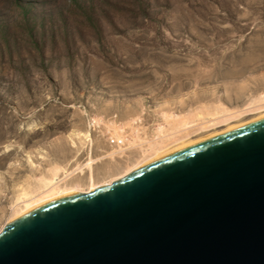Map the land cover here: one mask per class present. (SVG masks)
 <instances>
[{
  "label": "rangeland",
  "instance_id": "obj_1",
  "mask_svg": "<svg viewBox=\"0 0 264 264\" xmlns=\"http://www.w3.org/2000/svg\"><path fill=\"white\" fill-rule=\"evenodd\" d=\"M263 96L264 0H0V230L54 170L86 193Z\"/></svg>",
  "mask_w": 264,
  "mask_h": 264
},
{
  "label": "water",
  "instance_id": "obj_2",
  "mask_svg": "<svg viewBox=\"0 0 264 264\" xmlns=\"http://www.w3.org/2000/svg\"><path fill=\"white\" fill-rule=\"evenodd\" d=\"M0 264H264V115L32 206Z\"/></svg>",
  "mask_w": 264,
  "mask_h": 264
},
{
  "label": "bare ground",
  "instance_id": "obj_3",
  "mask_svg": "<svg viewBox=\"0 0 264 264\" xmlns=\"http://www.w3.org/2000/svg\"><path fill=\"white\" fill-rule=\"evenodd\" d=\"M261 99L260 100L263 101L264 96L261 97ZM258 101H259V99H258ZM256 102H257V100H256ZM251 105H253V104H251ZM254 108H255V106H253V107L251 106L250 108L248 107V109H243V110L237 111L235 113V115L232 113L233 115L229 114V115H224L223 117L221 116V117L212 118L209 121H207L206 123H201L195 129H191L190 127H188V124H186V119H184V118L179 119L178 116H174L173 120H175L177 122L173 125V128L176 129V131L171 132L172 134L169 133L167 135H164V133L166 132L165 127H159L158 133L161 135V137H165L168 135H169V137L167 139H163L162 142H157L154 145H150L147 148L146 152L141 153L142 155H141L140 161H136L135 163L128 166V168L126 166V171H124L120 175H116V177L113 178L109 184L115 182L116 180H119L120 178L130 174L131 172H133L137 168L143 166L144 164H146V163H148V162H150V161H152V160H154V159H156V158H158V157H160V156H162V155H164V154H166V153H168V152H170L176 148H179L185 144H188L190 142H193L195 140H198L200 138L208 136V135L215 133L217 131L226 129L228 127H231V126L237 125L239 123H242V122H245V121H248V120H251V119H254V118H257V117L264 115V104L256 105V108L255 109ZM169 120H170V118H169ZM167 125L171 126V124L169 122L167 123ZM178 129H179V131H178ZM190 129H191V131H188ZM180 131H182V133L183 132L185 133L188 131V133H185L182 135V133ZM116 136L118 137L119 135H116ZM87 137L90 138V136H87ZM73 139H72V141H73ZM76 139H78V138H76ZM118 140H119V137H118ZM87 141L91 142L90 139H87ZM156 141H158V139ZM164 141H166V142H164ZM94 165H95V160L89 159L86 162V164L84 165V169L78 167L80 172H82V170L83 171L87 170L90 173V178L89 177L88 178L90 179V181L91 180L92 181L90 182L91 186L87 190L86 193L92 192L98 188L109 185L108 183L102 184V185L92 184L93 179H94L93 178V172H92ZM57 171L55 172V170H54V174H53V177L51 180L45 181V184L43 187L44 189L41 192L34 194V195L33 194H29V195L24 194L22 196L23 199H21V201L18 204V205H20V206H18L20 208L18 210L17 209L15 210L16 211L15 214L13 215L11 220L7 223V225L10 222H12L13 220H15L16 218H18L19 216H21L22 214H24L26 211H28L32 206H34L38 203H41L45 200H48L50 198L75 191V190H66V189L61 188L62 184H61V181H59L57 178V174H56Z\"/></svg>",
  "mask_w": 264,
  "mask_h": 264
}]
</instances>
